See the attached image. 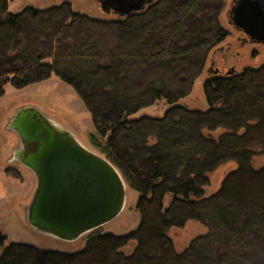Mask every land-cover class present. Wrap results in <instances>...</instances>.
Listing matches in <instances>:
<instances>
[{
    "label": "trees",
    "instance_id": "trees-1",
    "mask_svg": "<svg viewBox=\"0 0 264 264\" xmlns=\"http://www.w3.org/2000/svg\"><path fill=\"white\" fill-rule=\"evenodd\" d=\"M7 6L0 0V97L6 84L22 89L51 75L69 85L90 115V145L137 194L139 223L93 235L74 253L12 243L0 264H264V166H252L253 148L264 155V65L206 80V111L178 105L227 37L224 0H155L109 21L66 3L14 14ZM160 99L170 105L162 117L129 119ZM230 162L236 168L207 195V175ZM190 221L205 234L176 252L167 232Z\"/></svg>",
    "mask_w": 264,
    "mask_h": 264
},
{
    "label": "rangeland",
    "instance_id": "rangeland-1",
    "mask_svg": "<svg viewBox=\"0 0 264 264\" xmlns=\"http://www.w3.org/2000/svg\"><path fill=\"white\" fill-rule=\"evenodd\" d=\"M65 2L74 13L91 19L103 21L117 19L103 14L94 0H7V13H18L26 7L46 9L59 6ZM231 2L232 0H224V8L219 16V23L227 33V37L216 50L231 46L232 56L228 60H224L221 57L224 49L210 53L201 76L194 82L190 95L180 101L178 105H185L187 108L197 111H206L208 106L202 93V85L206 80L214 76H225L231 68L240 73L245 68L254 69L264 65V45L250 44L245 39L244 44L241 45L243 41H238L241 35L228 23V11ZM212 62L214 67L219 69V75L206 73ZM3 90L4 94L0 97V234L5 237V240L0 246V254L6 246L12 243L25 244L44 251L74 253L81 250L87 239L93 235L104 233L124 235L133 231L139 223V215L134 209L137 194L128 187L126 188V201L122 212L109 223L83 235L75 242H62L39 234L27 225L20 209L22 202L28 203L35 187V179L29 171L12 160V151L17 140L15 135L6 130V125L14 109L22 105L35 106L47 114L56 125H66L65 127L74 133L82 145L92 152L98 153L88 140V135L94 132V128L89 113L73 89L54 75L40 83L22 89H14L6 84ZM168 108L170 105L165 100L160 99L152 106L143 108L131 115L129 119H137L142 116L160 118ZM253 153V168L263 167L264 155L260 149L253 148ZM235 168L236 165L232 162L224 163L209 173L207 175V195L216 193L225 175ZM10 172H13L14 176ZM25 194L26 197L23 200ZM170 199L171 196L167 194L163 201L164 208L169 205ZM205 231L206 229L201 224L190 221L181 229L169 230L167 236L171 240L174 250L181 252L193 238L205 234ZM134 247L135 243L132 241L120 251L127 256L132 253Z\"/></svg>",
    "mask_w": 264,
    "mask_h": 264
},
{
    "label": "water",
    "instance_id": "water-1",
    "mask_svg": "<svg viewBox=\"0 0 264 264\" xmlns=\"http://www.w3.org/2000/svg\"><path fill=\"white\" fill-rule=\"evenodd\" d=\"M95 2L105 13L127 17L155 0ZM228 23L250 43L264 45V0H232ZM6 130L17 140L12 159L35 179L24 211L34 231L71 243L122 212L128 185L121 172L107 157L82 145L70 129L56 125L35 106L22 105L10 115Z\"/></svg>",
    "mask_w": 264,
    "mask_h": 264
},
{
    "label": "flooded vegetation",
    "instance_id": "flooded-vegetation-1",
    "mask_svg": "<svg viewBox=\"0 0 264 264\" xmlns=\"http://www.w3.org/2000/svg\"><path fill=\"white\" fill-rule=\"evenodd\" d=\"M95 1V0H94ZM66 4H67V2H65ZM232 3V2H231ZM63 4V3H62ZM97 4V6H98V8H99V10L103 13V14H105V15H107V16H111V17H114V18H124V17H122V16H119V15H117V14H114V12L112 11V10H110V11H108L107 13H105V12H103L101 9H100V6H99V4L98 3H96ZM61 5V4H60ZM231 7H232V4H231ZM230 7V8H231ZM228 13H229V11H228ZM234 29V28H233ZM236 31V30H235ZM236 32H238L239 33V35H241V37L238 39V41H243V43H241V45L242 44H244V42H245V40H246V42H248V43H250L249 41H248V39L244 36V35H242V33H240L239 31H236ZM245 39V40H244ZM250 44H252V43H250ZM224 49V50H223ZM221 50H223L224 51V53L222 52V58L224 59V60H228L231 56H232V54H233V51H232V47L231 46H226V47H221V48H218L215 52H217V51H221ZM236 54V56H238V54L237 53H235ZM213 67V68H212ZM232 70H233V68H231L225 75H228V74H230L231 72H232ZM230 72V73H229ZM207 74L209 73H211L212 75L214 74V73H216V74H214V75H219L220 74V71H219V69L218 68H216V67H214V64H213V62H212V64H211V67L209 68V70H207V72H206ZM216 77V76H215ZM13 160V159H12ZM14 161V160H13Z\"/></svg>",
    "mask_w": 264,
    "mask_h": 264
},
{
    "label": "crops",
    "instance_id": "crops-1",
    "mask_svg": "<svg viewBox=\"0 0 264 264\" xmlns=\"http://www.w3.org/2000/svg\"><path fill=\"white\" fill-rule=\"evenodd\" d=\"M65 126H66V125H65ZM25 197H26V194H25V196L23 197V200L25 199ZM23 200H22V201H23ZM25 206H26V204H24V203L22 202V208H21L20 210L22 211L21 214H22L23 218H24Z\"/></svg>",
    "mask_w": 264,
    "mask_h": 264
}]
</instances>
